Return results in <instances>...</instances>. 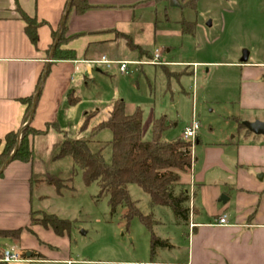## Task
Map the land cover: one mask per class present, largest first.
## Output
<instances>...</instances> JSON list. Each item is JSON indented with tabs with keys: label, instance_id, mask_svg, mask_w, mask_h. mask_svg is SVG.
<instances>
[{
	"label": "crops",
	"instance_id": "obj_1",
	"mask_svg": "<svg viewBox=\"0 0 264 264\" xmlns=\"http://www.w3.org/2000/svg\"><path fill=\"white\" fill-rule=\"evenodd\" d=\"M85 1L92 8L78 15L70 6L66 23L65 38L71 39L63 49L74 50L77 59L53 61V35L62 34L70 0H0V153L6 135L27 125L23 100L33 97L35 102L37 97L30 126L46 130L47 125L57 123L59 127L31 138L35 156L32 163L12 162L0 177V232L22 231L19 238L0 236V252L12 248L37 259L34 263L13 264L71 262L67 235L58 236L32 224L36 211L45 212L41 206L35 208V190L40 202L51 198L43 191L52 187L45 182L54 177L48 166L69 160L55 159L62 143L66 138L89 137L92 128L107 118L114 101L122 97L121 88L115 87L117 78L134 75L140 69L143 73L162 74L168 80V89L173 78L180 79L182 73H188L195 85L191 93L193 107L198 98L206 104L215 99L224 103V108L232 105L235 113H220V117L237 126L227 123L225 132L215 140L208 136L203 140L198 134L192 170L181 176L191 201L183 232L188 251L176 264H264V136L250 132L244 125L264 122V61H251L249 53L243 62V52L237 49L222 55L218 52L220 58L212 60L211 44L204 43L209 33L199 19L194 21V33L190 34L196 43H188V57L177 60L178 47H183L182 40L187 35L182 30L186 20L168 8L169 0ZM200 1L203 0L196 2ZM172 8L180 5L172 0ZM23 14L40 24L36 43L28 36ZM156 50L161 52L158 65L151 63ZM102 57L128 62V71L121 73L117 65L98 63ZM109 69L114 76L109 75ZM96 74L113 78L114 91L106 97L98 94L94 105L78 116L84 90L100 87L95 83ZM196 79L200 80L197 91ZM71 99L75 101L71 103ZM126 105L128 114L139 109L134 108L137 104H132L131 110L128 102ZM216 111L213 107L212 112ZM162 116L176 127L167 114L154 116L152 123ZM88 117L90 124L83 132ZM239 122L245 130H239ZM223 216H227V225L218 224Z\"/></svg>",
	"mask_w": 264,
	"mask_h": 264
},
{
	"label": "rangeland",
	"instance_id": "obj_2",
	"mask_svg": "<svg viewBox=\"0 0 264 264\" xmlns=\"http://www.w3.org/2000/svg\"><path fill=\"white\" fill-rule=\"evenodd\" d=\"M174 1L180 5V8L173 9L172 0H169L167 6L172 12L181 15L182 20L187 22L194 23L199 19L208 31L209 34L208 37H204V43L211 44L210 49L214 51L212 60L220 58L218 52L222 55L224 52H233L237 49L243 52V56L245 53H251V61H264V0H203L200 1L201 3L196 2L198 0ZM210 23H213V27ZM182 41L184 45L178 47L177 60L183 56L188 57L186 52L188 43L193 46L197 40L187 34ZM108 72H110L109 75L114 76L111 73L112 70L109 69ZM97 76L95 83H100V87L96 90L92 88L84 90V103L80 105L78 116L83 109L94 105L93 102L98 94L106 97L114 91L113 78L106 74ZM200 77H202L201 74ZM200 80L196 79V91ZM116 81L115 87L121 88L122 91L121 99L126 104L129 103L128 110L133 108L132 104H137L134 108L137 107L143 111L145 140L152 139L153 117L162 114H167L174 120L173 125L176 124V127L173 126L164 135L166 141L179 138L194 115L200 122L198 134L203 140H206L207 136L215 140L219 133L225 132L229 123L225 118L220 117V113L224 115L227 110L233 112L232 105L224 108V103H218L214 101L215 99H210L211 104H206L198 98L193 107L191 93L195 90V85L193 77L188 73H182L180 79L173 78L170 89L168 85L166 86L168 80L164 79L162 74L154 75V71L143 73L139 69L134 75L118 77ZM213 107L217 108L215 113L212 112ZM229 125L233 128L237 126L235 122H230ZM86 138L88 137L84 135V139ZM94 139L108 143L112 140V133L107 129L102 130L95 135ZM101 147V144L93 143L92 149L98 151ZM103 155L107 162L111 161L110 145L103 148ZM48 167L53 178L62 181L63 185L66 184L60 191L54 187L43 188L44 193L51 196L45 202H40L36 189L34 205L35 208L41 206L45 212L71 222L70 233L67 235L70 241L68 260L71 262L46 261L38 264H136L151 261L150 232L139 217L128 222L125 217L127 212L125 206L119 207L117 212L112 214L108 198L98 196L99 187L96 184L85 186L81 173L74 177L73 184L67 183L73 177L71 159L51 163ZM129 193L142 215L154 214L155 234L164 240L168 239L173 246L172 249H159L154 261L162 264L181 262L188 251L187 241L183 236L187 225L179 224L168 208L152 209L150 196L138 186L130 185ZM36 214L42 217L40 211H36Z\"/></svg>",
	"mask_w": 264,
	"mask_h": 264
},
{
	"label": "trees",
	"instance_id": "obj_3",
	"mask_svg": "<svg viewBox=\"0 0 264 264\" xmlns=\"http://www.w3.org/2000/svg\"><path fill=\"white\" fill-rule=\"evenodd\" d=\"M71 7L78 15H83L92 8L85 0H73ZM66 14V10H65ZM64 14V15H65ZM27 24V33L33 43L37 41V29L40 24L22 15ZM67 19L64 22L62 34L59 42L52 53L53 61H73L77 59L74 50L63 49L71 38H65ZM194 23L183 21V33H194ZM54 42L58 38V32L54 33ZM49 73V70L46 74ZM34 98L23 100L26 104V114L24 124L30 119L34 106ZM75 99H71L73 103ZM127 105L123 99L114 101L107 118L96 124L86 139L66 138L59 148L56 160L69 158L73 163V177L67 183L73 184L74 177L82 174L85 186L96 184L99 187V197H106L112 214L118 208L125 206L127 212L125 217L129 222L135 217H139L142 224L148 229L151 237V261L158 255L159 249H172L169 240L158 237L154 232L156 222L154 214L142 215L135 202L130 198L129 186L136 185L144 193L150 196V206L165 207L171 210L175 220L179 224H186L189 220L191 201L187 187L181 183V176L189 173L193 167V149L195 144L183 140L181 137L166 141L164 135L172 129V123L164 116L154 119L152 123V139L143 138V111L137 109L133 114L127 113ZM90 117L84 122L83 132L88 129ZM239 130H245L244 125L239 122ZM51 128L59 129L57 123L49 124L46 130H36L32 126H27L17 132L6 135L4 146L0 153V172L4 166L12 162L30 164L34 160V151L31 138L37 135L46 134ZM110 130L112 140L108 143L96 141L95 135L102 130ZM93 143L101 144L98 151H93ZM111 146L112 159L105 160L103 148ZM3 172L0 173V177ZM38 182V181H35ZM56 190L60 191L66 183L55 178L45 181ZM42 217L33 215L32 224L52 230L58 236L69 235L71 222L59 218L55 214L42 212ZM21 230L2 231L3 238H19ZM2 253L0 252V259ZM0 264H7L2 263Z\"/></svg>",
	"mask_w": 264,
	"mask_h": 264
},
{
	"label": "built area",
	"instance_id": "obj_4",
	"mask_svg": "<svg viewBox=\"0 0 264 264\" xmlns=\"http://www.w3.org/2000/svg\"><path fill=\"white\" fill-rule=\"evenodd\" d=\"M98 63L105 64L108 67H111L112 65H117L119 67V70L121 73H126L128 71V62H116V61H110L106 57H102ZM152 64H161V52L159 50H156L154 53V59L151 62ZM79 68H77L78 70ZM200 129V122L194 115L191 122L184 128V131L182 133V139L191 142L195 144L197 137H198V131ZM218 224L220 225H227V216H223L218 220ZM0 262L7 263V264H13V263H21V262H27V263H34L37 262L36 258L28 257L26 253L17 251L12 248H7L2 251V257L0 259Z\"/></svg>",
	"mask_w": 264,
	"mask_h": 264
},
{
	"label": "water",
	"instance_id": "obj_5",
	"mask_svg": "<svg viewBox=\"0 0 264 264\" xmlns=\"http://www.w3.org/2000/svg\"><path fill=\"white\" fill-rule=\"evenodd\" d=\"M72 1H73V0H70L69 8H68V10H67V12H66V14H65V17H64L63 23H62V25H61L60 32L62 31V28H63L64 22L66 21L67 16H68V14H69V9H70V6H71ZM210 25H211V23H210ZM59 39H60V35H59V37H58V39H57L56 45H57V43L59 42ZM56 45H55V46H56ZM247 60H248V53H245V54H244V57H243V59H242V61H243V62H246ZM36 100H37V97L35 98V102H34V106H33L32 114H31L30 119H29L27 125L25 126V128H26L27 126H29V125L31 124L32 120H33V117H34V114H35V108H36ZM244 125H245V127H246L250 132H252V133H254V134H257V135H263V136H264V122H261V121H257V122H254V123H248V122H246V123H244ZM12 158H13V155H12V157L9 159V161H11ZM9 161H8V163H9ZM8 163L4 166V168L2 169L1 172L4 171V169L7 167ZM1 172H0V173H1Z\"/></svg>",
	"mask_w": 264,
	"mask_h": 264
}]
</instances>
